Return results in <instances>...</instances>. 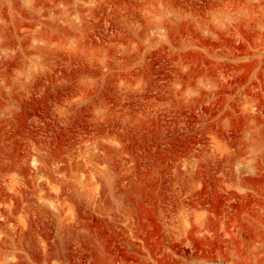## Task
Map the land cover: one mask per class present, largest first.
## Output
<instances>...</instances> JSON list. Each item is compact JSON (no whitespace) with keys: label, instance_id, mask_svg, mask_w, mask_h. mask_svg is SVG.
Here are the masks:
<instances>
[{"label":"rangeland","instance_id":"374dc122","mask_svg":"<svg viewBox=\"0 0 264 264\" xmlns=\"http://www.w3.org/2000/svg\"><path fill=\"white\" fill-rule=\"evenodd\" d=\"M0 264H264V0H0Z\"/></svg>","mask_w":264,"mask_h":264}]
</instances>
